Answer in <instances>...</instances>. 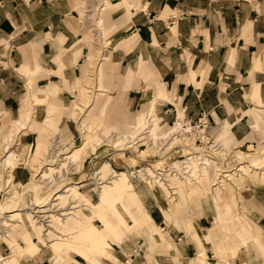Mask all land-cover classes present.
<instances>
[{
  "label": "crops",
  "instance_id": "0c3cea01",
  "mask_svg": "<svg viewBox=\"0 0 264 264\" xmlns=\"http://www.w3.org/2000/svg\"><path fill=\"white\" fill-rule=\"evenodd\" d=\"M99 20L104 34L98 30ZM95 50L101 54L95 85L101 91L95 92L89 111L95 120L109 119L115 135L127 133L150 105L161 125H169L175 113L192 120L203 113L212 128L228 133L233 145L247 148L260 142L264 0H0V110L18 118L25 102L31 108L25 120L30 113L31 119H38L37 130L23 135L22 144L45 139L39 127L48 106L57 108L59 134L75 140L70 102L77 88V102L86 95L78 81H87ZM31 93L42 102H33ZM152 117L149 112V124ZM97 168L111 167L102 162ZM127 183L130 188L114 193L104 204L106 211L108 205L119 206L111 209V219L102 215L103 241L86 249L94 264H204V244L210 243L203 237L216 238L218 231L206 226L209 215L192 217L196 227L192 218L184 221L194 239L189 240L181 219L173 220V210L150 182L146 186L161 201V209L151 200L140 202L131 180ZM131 192L138 200L135 206L125 203ZM193 196L186 193L188 200ZM217 221L221 225V217ZM248 224L245 219L247 229L254 228ZM146 230L149 234L143 233ZM84 252L78 254L85 258ZM103 253L107 257L93 255ZM81 260L74 258L69 264H82Z\"/></svg>",
  "mask_w": 264,
  "mask_h": 264
},
{
  "label": "rangeland",
  "instance_id": "374dc122",
  "mask_svg": "<svg viewBox=\"0 0 264 264\" xmlns=\"http://www.w3.org/2000/svg\"><path fill=\"white\" fill-rule=\"evenodd\" d=\"M103 7H101V9ZM98 12H100L99 8H97L96 13ZM100 22V20L97 21V27L98 30H101L103 32L102 34H104L105 28ZM94 54H96L94 58L95 61L91 64L93 69L94 66L97 68V62L101 55L98 50H95L93 55ZM90 58L92 57L90 56ZM96 68L94 70L91 69L96 75L93 72L90 73L91 75L93 74V81L95 83H89L88 76L87 81H78L82 90H85L86 95L83 100L85 101V99L89 97V101L87 100L88 104L89 102L93 104L97 96H95L96 91H94V89L91 91V88H88L90 85L95 88L96 81L99 77ZM89 70L90 68L87 67L86 74L89 73ZM92 76L90 77L92 78ZM38 91L45 92L41 89ZM79 91L80 89L77 88V91L73 93L74 97L71 98L72 101L70 102V114H68L71 119L70 124L76 129L75 140L63 138L61 134H59L55 126L57 123L56 117L54 116L55 109L57 108L48 106L47 117L39 127L45 139L37 142H33L32 139H30L32 141H30V144H22L21 137L23 135L25 136L28 132L37 130L34 126L36 120H38L37 118L33 117L31 119L32 114L30 113V119L25 120L28 111H31L30 104L28 103L27 107L24 102V108L18 118H13L4 110H0V264L5 257L13 254L19 248L23 250L19 255V259L16 258L15 260L14 256L10 257V259H13V264H69L74 258H78L79 260L82 259L81 261L84 263L83 259L85 258L78 254V252L90 251L91 248L95 247L97 244V236L99 235L95 234L89 241H83L76 237V233L81 228H86L91 224L98 227L102 226V216L96 214L94 211L95 209L91 206V204L95 205L99 201L98 198L101 191L106 188H101L102 185L104 186L106 184L102 182V180L108 182L112 181L110 184L112 185L115 180L112 178L114 175L113 173L123 172L131 180L135 194L140 202L148 199L153 202L154 206L161 209V201H159L152 191L148 189L145 180H143L148 176L145 174L147 169L153 173L154 177L148 179L151 181H149L152 184L151 186L156 189L155 191H158L161 199L173 210V220L175 218L181 219L188 239L190 237L193 239V237L184 224V221L188 220L187 218L198 217L206 213L209 215L206 226H216L218 230L216 238L203 237L206 242L210 243L204 244L205 251H207L206 255L208 256V258L204 257V264H264V155H262L264 153V132L258 144L247 148L238 147L233 145L231 138L225 130L219 131L212 128L208 124L206 116L203 113L194 120L188 118L181 112L175 113L169 125H161V121L155 113L154 106L149 105V108H145L144 111L138 115L136 123L132 126L133 128L134 125H136L139 130L137 129V132L135 131V133L131 135L130 132L132 128L129 129L123 136L130 135V138L125 137V139H123V137L120 140L117 139L116 143H114L115 139L122 137V135H115V132H112L115 130L114 127L110 128L109 119H105L104 121L101 119L95 120V118H93L95 114L89 111L90 107H88L86 111L88 112V116L83 117L81 106L77 102ZM31 94H33L31 95V100H33V102H42L38 100L34 93ZM83 109L85 110V108ZM149 112L153 116V121L150 124L146 119ZM201 117L205 120L204 122L207 127L204 130L202 142L198 143V139L196 140L195 138L196 136H191L189 133L192 130H184L183 128L186 127H182V124H196ZM82 119H84L82 123L84 125H88L90 124L89 122H91L94 123L95 127L97 126L96 128L93 127L87 145L89 150H91L90 148L93 146V148L96 149L86 156L82 168L77 171L74 170L75 166L71 159L74 155H70L74 150H79L81 147L82 136L80 134L79 124ZM177 124H181V127L172 132ZM184 131L187 133H184ZM30 136L33 137L35 135L30 134ZM164 136L167 138H162ZM140 138L142 139L140 140ZM154 138L159 139L157 140ZM211 140L215 143L214 146ZM120 147L121 150H119ZM191 152L196 153V156L197 153L199 154L201 152V158L203 155L208 156H203L208 159L210 163V167L208 168V181L200 180L198 182L196 179L182 180L175 177L176 182L175 184L172 183V186L175 187L177 196L174 199H170V194L167 195V190L162 186L163 184L160 183L161 180L154 176V170L163 168L170 160L180 164L181 161L179 162V158L187 156L191 154ZM241 154L246 155L247 158H258L255 167H247L244 175L243 172H235L237 167H239L238 160ZM195 155L192 157H195ZM102 162H108L111 168H97L94 170V168L99 166ZM219 165L227 169L224 171L232 173L231 177H229V182L225 181L219 183L221 176H219L218 181L216 180V167ZM50 166L54 167L58 173H56L57 171L55 170L54 172H47L46 175L43 176L42 182H40V180L37 181L42 171H45L46 168ZM34 168L37 170V173ZM39 170L42 171L40 172ZM138 170H141L140 172H142V175L136 172ZM17 171H21V173L18 172V174H16ZM13 174H16V179L13 177ZM85 176H90L91 179H87ZM45 178L46 180H44ZM52 179L53 182L51 181ZM9 180L10 183H8ZM30 180L35 181L31 185H36V188L39 187L35 192L36 198L47 196V202L49 204L50 202L56 203L55 207L50 209L49 212V214L54 215L51 222H49L48 219H37L39 215H35L32 210V205L29 204L30 197H32L30 196V192H25L23 190V192L19 191L20 185L31 182ZM73 180L81 181L77 182ZM60 182L64 185H72L73 191L65 193L64 188H61L58 194L62 196L58 202H54L53 197L56 194L54 191L57 190L55 184H59ZM215 182L216 184L219 183L221 186H218V184L216 185ZM17 191H19V193L16 195ZM188 191L194 195L190 200L186 198V193ZM212 198L215 199V201H219L221 204H216ZM177 202L180 206L178 209H176ZM7 203H14L17 205L16 212L20 214L23 212L21 214V219L30 229V243H26L24 238L22 239L21 237L22 233H27L26 228L22 224H16L15 222L12 227L6 226L7 222L5 221L7 219V213L2 212V206ZM57 203H59V205H57ZM72 206L73 209H69ZM118 206V203L108 205L107 211L104 206V215L111 219V209ZM71 211L72 215H59L63 212ZM217 217H221L222 219V222H220V224L223 225L221 231V225L218 224ZM245 219L255 229H247ZM191 220L194 224V220L196 219L192 218ZM175 225L179 229L177 224ZM194 227H196L195 224ZM4 231L6 235H4ZM134 231L142 233L140 229H135ZM127 232L132 233L133 229L126 231V233ZM160 232L163 234L162 230ZM119 233H121V235H126L123 234L124 231H119ZM143 233L149 234L148 230ZM152 234L155 233L153 232ZM206 234L207 233H205V235ZM106 238L107 242L110 244V242H112L110 239L111 236ZM55 249H60V252H55ZM149 250L150 253H153V249L149 248ZM93 255L97 259L100 256L107 257L104 253ZM94 263L95 260L92 264Z\"/></svg>",
  "mask_w": 264,
  "mask_h": 264
},
{
  "label": "bare ground",
  "instance_id": "6f19581e",
  "mask_svg": "<svg viewBox=\"0 0 264 264\" xmlns=\"http://www.w3.org/2000/svg\"><path fill=\"white\" fill-rule=\"evenodd\" d=\"M100 24H101V22H100ZM93 55V54H92ZM91 55V57L92 58H90V64H89V68H90V70L88 71L89 73H87V76L89 77L88 78V81H89V83H91L92 84V82H94L93 81V74L91 75L90 73H95L94 71H92L91 69H93V66L91 65V64H93V62L95 61L94 60V58H95V56H96V54H94L93 56ZM98 57V56H97ZM98 59V58H97ZM96 67L94 66V69H95ZM93 69V70H94ZM98 71V70H97ZM102 73V72H101ZM95 75H96V73H95ZM90 76H92V78L90 77ZM97 79V78H96ZM97 82V81H96ZM88 83V82H87ZM95 83V82H94ZM96 85V84H95ZM91 91H92V89H94V91H101V88L100 87H92L91 85L88 87ZM93 93V92H92ZM94 98V97H93ZM89 101V97H88V99H85V101L84 100H82V101H80V102H78V104L81 106V110H82V112H83V117H87L88 116V112H86L87 111V109H88V107H90L91 105H92V103H90L89 102V104L87 103L88 101ZM83 108H85V110L83 109ZM78 109H79V107H78ZM104 116V115H103ZM82 118V117H81ZM83 121H84V119H82L81 120V123L79 124V130H80V134H81V136H82V144H81V147L79 148V150H74L73 152H72V154L70 155V156H73L71 159H72V162L74 163L73 165L75 166L74 167V170H79L80 169V167H81V165H82V163H83V160L86 158V156H88V154L89 153H91V152H93L94 151V149L95 148H90L91 150H89L88 149V147H87V145H88V143H89V139H90V137H91V135H90V133H91V131H92V129H93V127H95L94 126V123H91V122H89L90 124H88V125H84V124H82L83 123ZM97 127V126H96ZM95 127V128H96ZM181 127V124H177L176 126H175V128H174V130L172 131V132H174L175 130H178L179 128ZM157 128V127H156ZM138 129V127H133L132 128V131L130 132V134L131 135H133L134 133H135V131ZM139 130V129H138ZM137 132V131H136ZM157 135V134H156ZM170 135H171V133H170ZM130 136V135H129ZM129 136H123L122 135V137H118V138H116L115 139V141H114V143H116V140L118 139V140H120V139H122L123 137V139H125V137L127 138V137H129ZM162 138H167L166 136H164V137H162ZM154 139H159V138H154ZM122 143V142H121ZM78 151V152H77ZM195 152H197V151H195ZM199 152V151H198ZM191 153H193V152H191ZM201 154V152L198 154L197 153V156L195 155V157H192L191 158V160H193L192 161V167L194 168L195 167V165H196V163H195V165H194V160H196V158L199 156ZM262 155H264V153L262 154ZM201 156V155H200ZM199 156V157H200ZM240 156V155H239ZM258 158H247V156L246 155H244V154H241V157H240V159L238 160V164H239V167H237V170H235V172L236 171H239L240 173L241 172H243V175L245 174V171H246V168L247 167H255V165H256V161H258L257 160ZM76 161V162H75ZM41 162V161H40ZM53 163V162H52ZM204 167H202L201 168V172L199 171V173H197V177L195 178L196 180H198V182L200 181V180H203V181H208V168L210 167V163H209V160L208 159H204ZM45 164H46V162H45ZM105 165V164H104ZM107 165V164H106ZM173 165L174 166H176L177 168H179V163H177V162H174L173 163ZM35 166V165H34ZM58 166V165H57ZM57 166H55V167H57ZM220 166V165H219ZM37 167H38V165H37ZM46 168V167H45ZM35 169V168H34ZM39 169V168H38ZM54 170H55V168L54 167H52V166H50V167H48V168H46V170L45 171H42V174H41V176L38 178V180L37 181H39L40 180V182H42V178H43V176H45L46 175V173L48 172H54ZM59 170V169H58ZM216 170H217V167H216ZM231 170V169H230ZM35 171H36V173H37V170L35 169ZM40 171V170H39ZM40 171V172H41ZM55 171H57V170H55ZM141 170H138V171H136V172H138L139 174H141L142 175V172H140ZM248 171V170H247ZM252 172H254V171H252ZM56 173H58V171L56 172ZM250 173V172H249ZM248 173V174H249ZM114 175L112 176V178H114L115 180H114V183L112 184V185H110L111 183H112V181H105V180H102V182H104V183H106L104 186L102 185L101 186V188L102 187H106L103 191H102V194H101V196H100V201L98 202L99 204H95V205H92L91 204V206L95 209L94 211L96 212V214H98V215H104V204H105V202L107 201V199L110 197V196H112L114 193H120L121 191H123L124 189H128V188H130V185L127 183V179H129L123 172H119V173H116V172H114L113 173ZM145 174H147L148 176H146V178H144L143 180H145V182L146 183H148L150 180H148V179H152V178H154L153 177V173L149 170V169H147L146 170V172H145ZM231 174L232 173H229V172H226L225 171V173H221V174H219L220 176H221V179H220V181H219V183H222V182H225V181H228L229 182V177H231ZM97 175V174H96ZM35 176V175H34ZM57 176V175H56ZM58 176H60V175H58ZM98 176V175H97ZM126 176V177H125ZM130 176H131V172H130ZM129 176V177H130ZM139 176V175H138ZM137 176V177H138ZM143 176H144V174H143ZM154 176H156L157 177V175H155V173H154ZM247 176V175H246ZM46 177H48V176H46ZM125 177V178H124ZM52 178V177H51ZM95 178V177H94ZM207 178V179H206ZM218 178H219V176H218ZM107 179V178H106ZM125 179V180H124ZM157 179H159V178H157ZM8 180V179H7ZM44 180H46V178L44 179ZM49 180V179H48ZM55 180V179H54ZM108 180V179H107ZM160 180V179H159ZM188 180V179H187ZM189 180H191V179H189ZM219 180V179H218ZM217 180V181H218ZM31 181V180H30ZM52 182H53V179L51 180ZM99 181V180H98ZM172 183H174L175 184V176H172L171 177V180H170ZM216 181V182H217ZM33 182H35L34 180H32L31 182H28V183H26V184H24V185H20V187H19V191H28V192H30V196H32V197H30V201H29V204H31L32 205V207H33V211H34V213H35V215H39V216H37V219H40V220H44V219H48V221L49 222H51V219L53 218V214H49V212H50V209H52L53 207H55V204L53 203V202H50V204L47 202V196L46 197H43V198H36L35 197V192H36V190L39 188H36V185L34 186V185H31V184H33ZM51 182V183H52ZM151 182V181H150ZM197 182V181H196ZM216 182H215V184H216ZM8 183H10V180H9V182ZM64 183V182H63ZM161 183V182H160ZM219 183H217L218 184V186H221ZM55 184V183H54ZM131 184V183H130ZM161 184H163V183H161ZM110 185V186H109ZM47 186V185H46ZM148 186V185H147ZM166 190H167V192H168V194H170V196H171V193H170V190L167 188V187H165V185L163 184L162 185ZM111 187V188H110ZM55 188H57V190L56 191H54L56 194H55V196L53 197V201L54 202H58L59 200H60V197L62 196H60V194H58V192L60 191V189L61 188H64V192L66 193V192H72L73 191V186L72 185H68V184H66V185H64V184H62L61 182L59 183V184H55ZM172 188H174L173 190H174V193L175 194H177L176 193V190H175V187L174 186H172ZM19 191H17L16 192V195H17V193H19ZM22 191V192H23ZM32 192V193H31ZM15 194V193H14ZM34 196H33V195ZM10 195H11V193H10ZM123 195V194H122ZM13 196V195H12ZM214 197V196H213ZM18 198V197H17ZM13 199V198H12ZM213 199V198H212ZM215 200V199H214ZM140 201V200H139ZM10 202H12V201H10ZM53 203V204H52ZM125 203H126V205L127 206H135V205H137L138 204V200H137V198L134 196V194L131 192L130 194H127L126 195V197H125ZM57 205H59V203H57ZM3 209H2V212H4V213H7L6 214V216H7V219H6V221L5 222H7V224H6V226H9V227H12L13 226V223H15L16 222V224H22L25 228H26V230H27V233H22L21 235V237H22V239L24 238V241L26 242V243H30V241H31V235H30V229L28 228V226L26 225V224H24L23 223V220L21 219L22 218V213L20 214L19 212H16V210H17V205H15L14 203H7V204H4L3 206ZM30 207V206H29ZM60 207V206H59ZM31 208V207H30ZM69 209H73V206L72 207H70ZM61 210V209H60ZM52 211V210H51ZM68 211V210H67ZM57 212V211H56ZM25 213H27V212H25ZM58 213V212H57ZM72 213V211L71 212H63V213H61V214H59L60 216H63V215H66V216H68V215H72L71 214ZM32 215V214H31ZM34 215V216H35ZM33 216V215H32ZM55 217H57V216H55ZM5 218V217H4ZM58 218V217H57ZM71 218V217H70ZM243 218H245V217H243ZM36 219V218H35ZM62 220V219H61ZM61 220H59V221H61ZM242 220V219H241ZM9 222V223H8ZM43 222V221H42ZM43 223H45V222H43ZM40 224H41V222H40ZM31 225H32V223H31ZM249 225V224H248ZM5 226V225H4ZM31 227V226H30ZM32 227H33V225H32ZM29 229V230H28ZM80 229V228H79ZM255 229V228H254ZM240 230V229H239ZM5 231H6V227H5ZM4 231V235H6V232ZM9 231V230H8ZM7 231V232H8ZM104 233H106L102 228H100V227H98V226H96V225H93V224H91V225H89V226H87L86 228H81L79 231H77V238L79 239V240H85V241H89L91 238H92V236H94L95 234H97V235H99V236H97V243H101L102 241H103V235L102 234H104ZM244 235H246L245 233H243ZM4 239V238H3ZM20 240V239H19ZM72 242V241H71ZM252 243V242H251ZM15 244V243H14ZM20 244V243H19ZM24 244V243H23ZM22 245V244H21ZM253 246H255V245H253ZM30 247V246H29ZM28 247V248H29ZM27 248V249H28ZM102 248V247H101ZM31 250H32V248H31ZM22 249H17V251H15L13 254H11V255H9L8 257H5L4 259H3V262L1 263V264H13L12 263V261H13V259H10V257H12V256H14L15 258V260H16V258H18L19 259V255L22 253ZM98 251V250H97ZM55 252H57V253H59L60 252V249H55ZM83 255L85 256V258H86V260H87V263L88 264H92V262H93V258H91V256L89 255V253L86 251L85 253H83ZM28 257V256H27ZM0 262H1V259H0Z\"/></svg>",
  "mask_w": 264,
  "mask_h": 264
},
{
  "label": "built area",
  "instance_id": "2783aa9c",
  "mask_svg": "<svg viewBox=\"0 0 264 264\" xmlns=\"http://www.w3.org/2000/svg\"><path fill=\"white\" fill-rule=\"evenodd\" d=\"M101 10V7L99 8ZM205 120L203 119V117L198 119V123H183L182 127H186L183 128L184 130H192L189 133L191 134V136H196V140L198 141V143H201L202 139H203V134H204V130L206 129V123L204 122ZM184 133H187L184 131ZM213 143V146L215 145V143L213 142V140H211ZM196 153H191L188 154L187 156H182L181 158H179V168H177L176 166L173 165V160H170V162L167 163L166 166H164L163 168H158L155 169V175H157V178H159L161 180V183H163L165 185V187H167L170 190L171 196L169 197L170 199H174L177 194L174 193V190L172 188V182L170 181V178L172 176H175L177 178H180L182 180H187V179H191V180H195V178L197 177V173H199V171L201 170L202 167H204V159L205 157H208L206 155H203L205 157L202 156L201 157H197L195 161L196 166L193 168L192 167V161L191 157L194 156ZM206 154V153H205ZM224 169L222 168V166H218L217 170H216V175L215 178L216 180H218V176H220L219 174L221 173H225ZM233 170V169H232ZM201 172V171H200ZM217 185V184H216ZM168 195V193H167Z\"/></svg>",
  "mask_w": 264,
  "mask_h": 264
}]
</instances>
